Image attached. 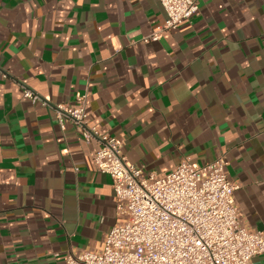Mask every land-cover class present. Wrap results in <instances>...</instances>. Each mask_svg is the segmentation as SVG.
I'll return each instance as SVG.
<instances>
[{
	"label": "crops",
	"instance_id": "1",
	"mask_svg": "<svg viewBox=\"0 0 264 264\" xmlns=\"http://www.w3.org/2000/svg\"><path fill=\"white\" fill-rule=\"evenodd\" d=\"M199 7L145 42L161 0H0V264H66L124 219L100 143L54 109L83 95L90 123L157 177L225 156L241 221L264 232V0Z\"/></svg>",
	"mask_w": 264,
	"mask_h": 264
},
{
	"label": "built area",
	"instance_id": "2",
	"mask_svg": "<svg viewBox=\"0 0 264 264\" xmlns=\"http://www.w3.org/2000/svg\"><path fill=\"white\" fill-rule=\"evenodd\" d=\"M161 4L166 19L145 42L176 32L200 10L199 0ZM23 96L40 100L28 88ZM54 109L61 124L70 121L86 140L100 143L94 164L112 178L124 216L105 236L101 250L81 249L66 264H255L264 253V232L240 219L235 197L240 184L229 179L225 156L205 165L182 161L172 173L157 177L128 161L121 140L90 123L85 95L75 105Z\"/></svg>",
	"mask_w": 264,
	"mask_h": 264
}]
</instances>
